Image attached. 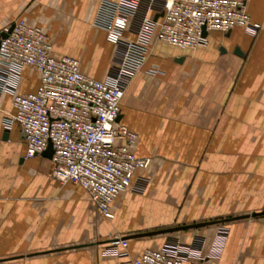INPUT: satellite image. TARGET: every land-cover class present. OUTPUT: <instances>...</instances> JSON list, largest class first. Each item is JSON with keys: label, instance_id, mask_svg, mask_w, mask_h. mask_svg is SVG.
Segmentation results:
<instances>
[{"label": "crops", "instance_id": "1", "mask_svg": "<svg viewBox=\"0 0 264 264\" xmlns=\"http://www.w3.org/2000/svg\"><path fill=\"white\" fill-rule=\"evenodd\" d=\"M100 1L0 0V31L22 18L47 34L54 56H72L84 74L103 79L115 46L93 25ZM241 1L260 24L254 35L209 31L194 48L152 36L119 113L136 134L133 153L149 163L113 199L110 219L83 187L54 177L51 158L24 157L19 126L3 127L14 109L2 96L0 264H129L172 240L206 252L215 225L125 238L123 257L101 253L114 236L264 212V0ZM38 85V73L25 68L19 91ZM224 222L219 256L202 264H264V213Z\"/></svg>", "mask_w": 264, "mask_h": 264}, {"label": "built area", "instance_id": "2", "mask_svg": "<svg viewBox=\"0 0 264 264\" xmlns=\"http://www.w3.org/2000/svg\"><path fill=\"white\" fill-rule=\"evenodd\" d=\"M12 24L7 36L0 37V102L9 95L14 109L3 127L19 126L26 158L41 154L50 143L54 177L83 187L108 219L113 199L132 185L135 170L149 163L132 151L136 134L116 119L152 36L178 48H194L205 44L203 31L241 27L254 35L260 28L241 0H101L93 25L105 32L115 52L106 76L96 79L80 70L78 59L54 56L38 26L22 18ZM25 68L38 73L39 85L20 92ZM227 231L219 228L206 252L172 240L143 250L129 264H202L219 256ZM126 246L125 238L114 236L101 253L123 257Z\"/></svg>", "mask_w": 264, "mask_h": 264}, {"label": "water", "instance_id": "3", "mask_svg": "<svg viewBox=\"0 0 264 264\" xmlns=\"http://www.w3.org/2000/svg\"><path fill=\"white\" fill-rule=\"evenodd\" d=\"M158 15L154 16V19L157 18ZM13 24L11 23L7 29V31H0V37H6L7 34L12 30ZM206 31H203V35H206ZM235 51L238 52V48H235ZM120 116L117 117V121H119ZM42 156L51 158L52 156V147L51 144L49 143L47 148L41 153ZM264 212H252L251 214H244V215H237V216H232L224 219H219V220H209V221H202V222H195V223H189V224H183V225H178V226H173V227H168L160 230H154V231H147V232H141L137 234H133L130 236H126L123 238H130V237H139V236H147V235H153V234H158V233H164V232H172V231H178V230H186V229H191V228H197V227H202V226H207V225H212L215 223H220L224 221H230V220H236V219H241V218H247L249 216L255 217L257 215L263 214Z\"/></svg>", "mask_w": 264, "mask_h": 264}, {"label": "rangeland", "instance_id": "4", "mask_svg": "<svg viewBox=\"0 0 264 264\" xmlns=\"http://www.w3.org/2000/svg\"><path fill=\"white\" fill-rule=\"evenodd\" d=\"M30 81V77L29 76H26L25 77V82H29ZM25 157V156H24ZM226 222H221V223H215V224H212V225H208L207 226V228L208 227H211V226H213V225H215V232L219 229V228H221V227H226L227 225L225 224ZM227 228V227H226ZM190 230H192V229H190ZM194 230V229H193ZM185 233H188V232H191V231H189V230H185L184 231ZM227 233H228V231H227ZM215 235V234H214Z\"/></svg>", "mask_w": 264, "mask_h": 264}]
</instances>
